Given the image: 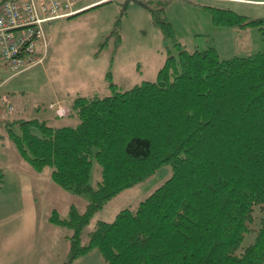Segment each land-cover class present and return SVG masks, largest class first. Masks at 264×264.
Instances as JSON below:
<instances>
[{
	"label": "trees",
	"instance_id": "16d2710c",
	"mask_svg": "<svg viewBox=\"0 0 264 264\" xmlns=\"http://www.w3.org/2000/svg\"><path fill=\"white\" fill-rule=\"evenodd\" d=\"M165 4L141 0L169 38L157 13ZM235 18L241 27L255 23ZM110 88L71 102L74 126L0 111L6 136L34 171L48 168L57 186L87 197L84 211L70 206L67 217L53 210L47 218L71 230L62 264L94 248L105 264H263L264 48L220 58L213 48L174 43L154 81ZM167 163L169 179L136 208L98 222L82 243L97 210ZM247 234L254 239L239 251Z\"/></svg>",
	"mask_w": 264,
	"mask_h": 264
},
{
	"label": "rangeland",
	"instance_id": "374dc122",
	"mask_svg": "<svg viewBox=\"0 0 264 264\" xmlns=\"http://www.w3.org/2000/svg\"><path fill=\"white\" fill-rule=\"evenodd\" d=\"M95 1L84 0L78 6ZM146 1L157 9L156 2L161 0ZM162 1L166 4L157 12L158 20L170 24L169 38H165L151 12L133 1L123 7L124 0H109L45 22L44 62L24 71L0 70L4 80L1 93L15 107L14 112L2 107L1 114L17 117L21 113L27 118L46 119L58 127L74 126L76 117L54 118L49 104L58 99L71 103L80 96L104 97L112 92L111 84L124 91L154 81L174 43L187 51L213 48L220 58L248 56L264 48V0ZM235 15L255 23L241 27ZM0 173V264L65 262L71 230L53 225L47 218L53 210L67 217L70 206L84 211L87 197L54 184L48 168L34 171L19 155L1 123ZM171 175V164H164L111 198L82 229V243L87 242L98 222H112L120 211L136 208ZM98 177L95 164L91 185ZM253 239V234L245 235L238 250ZM69 264L105 263L94 248Z\"/></svg>",
	"mask_w": 264,
	"mask_h": 264
},
{
	"label": "built area",
	"instance_id": "2783aa9c",
	"mask_svg": "<svg viewBox=\"0 0 264 264\" xmlns=\"http://www.w3.org/2000/svg\"><path fill=\"white\" fill-rule=\"evenodd\" d=\"M84 0H0V70L24 71L41 65L46 56L43 24L71 16L87 6L105 2L97 0L87 6ZM1 76V75H0ZM4 80L0 77V111L14 112L9 97L1 93ZM58 117L69 114V107L58 101L49 106Z\"/></svg>",
	"mask_w": 264,
	"mask_h": 264
},
{
	"label": "crops",
	"instance_id": "0c3cea01",
	"mask_svg": "<svg viewBox=\"0 0 264 264\" xmlns=\"http://www.w3.org/2000/svg\"><path fill=\"white\" fill-rule=\"evenodd\" d=\"M86 5H88V4H86ZM86 5H84V6H86ZM58 101H60V102H63L65 105H67L69 108L71 107V103H66V102H64L63 100H56L55 102H51L50 104H49V106L51 105V104H54V103H56V102H58ZM70 111H69V114L68 115H66V116H70ZM19 114H21V113H19ZM21 115H23V114H21ZM54 115H56L55 113H54ZM24 116V115H23ZM66 116H64V117H66ZM54 117V116H53ZM56 117H57V115H56ZM64 117H58V118H64ZM55 118V117H54ZM52 125V124H51ZM52 126H55V125H52ZM58 127V126H57ZM60 127V126H59ZM55 184V183H54ZM6 259V258H5Z\"/></svg>",
	"mask_w": 264,
	"mask_h": 264
},
{
	"label": "water",
	"instance_id": "95a60500",
	"mask_svg": "<svg viewBox=\"0 0 264 264\" xmlns=\"http://www.w3.org/2000/svg\"><path fill=\"white\" fill-rule=\"evenodd\" d=\"M130 1H133V2H135V3H139V4H141V0H124L123 7H126V5H127Z\"/></svg>",
	"mask_w": 264,
	"mask_h": 264
}]
</instances>
